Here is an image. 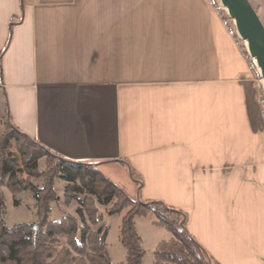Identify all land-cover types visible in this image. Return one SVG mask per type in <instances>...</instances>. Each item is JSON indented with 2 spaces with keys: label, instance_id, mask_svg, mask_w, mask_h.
Returning a JSON list of instances; mask_svg holds the SVG:
<instances>
[{
  "label": "crops",
  "instance_id": "0c3cea01",
  "mask_svg": "<svg viewBox=\"0 0 264 264\" xmlns=\"http://www.w3.org/2000/svg\"><path fill=\"white\" fill-rule=\"evenodd\" d=\"M8 119L58 157L126 172L209 251L264 234L254 70L208 0H0Z\"/></svg>",
  "mask_w": 264,
  "mask_h": 264
},
{
  "label": "trees",
  "instance_id": "16d2710c",
  "mask_svg": "<svg viewBox=\"0 0 264 264\" xmlns=\"http://www.w3.org/2000/svg\"><path fill=\"white\" fill-rule=\"evenodd\" d=\"M0 137V264H118L108 255L106 236L108 228L103 214L90 196L81 198L76 191L89 188L99 196L113 201L109 214L130 208L123 217L121 239L126 247L127 264H142L145 249L139 235L135 217L154 213L157 223L172 232L170 239L159 242L151 264H219L190 234L186 215L182 210L160 201L145 202L132 198L119 184L107 177L96 164L58 157L37 141L22 133L10 120L5 121ZM16 138L22 154V167L11 151ZM43 153V154H42ZM42 155L49 157L47 169H41ZM43 176L42 184L24 177ZM63 179L65 203L78 199L87 216L86 221L71 213L50 220L52 203L58 199L55 180ZM12 192L19 204V194L30 191L35 200L38 219L35 223L18 222L9 226L5 221L6 204L3 187ZM98 226L97 229L92 227ZM65 240L66 244L58 247Z\"/></svg>",
  "mask_w": 264,
  "mask_h": 264
},
{
  "label": "rangeland",
  "instance_id": "374dc122",
  "mask_svg": "<svg viewBox=\"0 0 264 264\" xmlns=\"http://www.w3.org/2000/svg\"><path fill=\"white\" fill-rule=\"evenodd\" d=\"M5 127V124L0 125V137L3 135ZM11 142V151L17 158L20 167H22V154L19 151L18 141L16 138H13ZM48 159L49 157L46 155L41 156L39 166L42 170L47 169ZM104 172L114 182L119 184L132 198L138 199V195L133 192L131 180L126 172L124 173L123 171L119 172L116 170L109 171L106 169ZM24 177H28L29 180L36 184H42L44 181L43 176H29L27 173H24ZM65 185H67V183L63 181V179L57 178L55 180V189L58 194V199L56 202L52 203L51 212L49 214L50 220H57L62 218L65 214L71 213L78 216L80 220L86 221V213L82 203L78 199H75L69 205L65 203ZM3 191L6 204L5 221L9 226H13L18 222H37V208L30 191L26 190L18 195L20 198L18 205L15 204L13 194L7 186L3 187ZM76 193H78L81 198L90 196L92 199H95L100 212L103 214V221H101V224H105L108 228L106 236L108 255L113 262L127 264L128 252L122 243L121 228L123 217L130 208L124 209L120 213L109 214L108 211L113 207L112 199L108 200L107 197L99 196L98 193L89 188L79 189ZM135 222L137 231L142 237V245L145 249L142 264H151L154 260L155 250L159 242L163 239H170L173 234L167 228L157 223V217L154 213L137 215L135 217ZM97 227L98 226L93 225L92 228L97 229ZM63 244H66L64 238L58 247L61 248ZM204 248L219 264H264V234L260 241L257 242L247 240L241 236L239 239L236 238L234 240V243L231 244V248L225 244L223 247H219V245H210V248H212L211 251L206 247Z\"/></svg>",
  "mask_w": 264,
  "mask_h": 264
},
{
  "label": "water",
  "instance_id": "95a60500",
  "mask_svg": "<svg viewBox=\"0 0 264 264\" xmlns=\"http://www.w3.org/2000/svg\"><path fill=\"white\" fill-rule=\"evenodd\" d=\"M264 78V22L251 0H222Z\"/></svg>",
  "mask_w": 264,
  "mask_h": 264
},
{
  "label": "built area",
  "instance_id": "2783aa9c",
  "mask_svg": "<svg viewBox=\"0 0 264 264\" xmlns=\"http://www.w3.org/2000/svg\"><path fill=\"white\" fill-rule=\"evenodd\" d=\"M208 2L212 10L220 17L222 24L228 34L234 37L241 44L242 51H244L252 64L254 70V80L259 91V102L264 116V78L262 76L261 70L253 57L249 54L248 45L241 37L237 28L236 21L222 2V0H208Z\"/></svg>",
  "mask_w": 264,
  "mask_h": 264
},
{
  "label": "bare ground",
  "instance_id": "6f19581e",
  "mask_svg": "<svg viewBox=\"0 0 264 264\" xmlns=\"http://www.w3.org/2000/svg\"><path fill=\"white\" fill-rule=\"evenodd\" d=\"M246 42V41H245ZM246 44H247V42H246ZM248 45V44H247Z\"/></svg>",
  "mask_w": 264,
  "mask_h": 264
}]
</instances>
